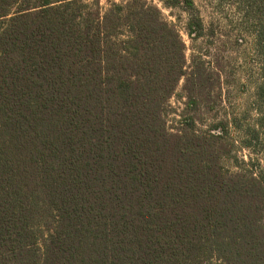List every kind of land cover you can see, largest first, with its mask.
<instances>
[{"label":"trees","instance_id":"1","mask_svg":"<svg viewBox=\"0 0 264 264\" xmlns=\"http://www.w3.org/2000/svg\"><path fill=\"white\" fill-rule=\"evenodd\" d=\"M244 14L256 115L198 130L214 74L157 5L0 0V264H264V0Z\"/></svg>","mask_w":264,"mask_h":264},{"label":"rangeland","instance_id":"2","mask_svg":"<svg viewBox=\"0 0 264 264\" xmlns=\"http://www.w3.org/2000/svg\"><path fill=\"white\" fill-rule=\"evenodd\" d=\"M110 1L100 0L104 7ZM157 5L165 18L179 31L184 40L187 64L192 57L202 58L213 71L216 87L210 97L209 105L194 112L197 129H207L218 120H230L234 116L241 122L251 121L256 115L252 100L256 83L260 79V60L255 52L253 19L244 14L253 0H194L204 24V35L191 39L185 30L187 13L178 7H166L163 0H148ZM183 80L179 82L177 94L170 99L171 109L167 124L171 125L179 114L188 113L184 102L178 95L182 92ZM229 139L235 141V153L239 159L249 161L254 156L250 149L238 145V136L233 124L229 125ZM262 158V163L264 158ZM229 170H236L233 161L224 159Z\"/></svg>","mask_w":264,"mask_h":264}]
</instances>
